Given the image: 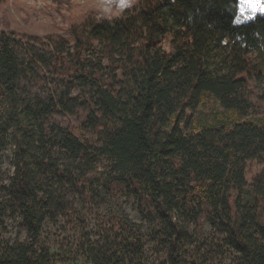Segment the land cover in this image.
Returning <instances> with one entry per match:
<instances>
[{
	"label": "trees",
	"instance_id": "1",
	"mask_svg": "<svg viewBox=\"0 0 264 264\" xmlns=\"http://www.w3.org/2000/svg\"><path fill=\"white\" fill-rule=\"evenodd\" d=\"M237 4L139 0L70 38L0 33V229L19 212L26 231L0 264H57L59 216L84 264H264V13L237 24ZM122 194L143 223L96 211Z\"/></svg>",
	"mask_w": 264,
	"mask_h": 264
},
{
	"label": "rangeland",
	"instance_id": "2",
	"mask_svg": "<svg viewBox=\"0 0 264 264\" xmlns=\"http://www.w3.org/2000/svg\"><path fill=\"white\" fill-rule=\"evenodd\" d=\"M139 0H0V33L30 34L44 38L48 34H58L70 38V27L88 18L114 20L126 8L132 7ZM257 12L255 14H259ZM252 15L253 16H255ZM243 20V18H241ZM249 20V19H248ZM246 21V20H244ZM164 46L169 49L168 40ZM12 147L0 151V181H6L13 172ZM80 208V205H77ZM96 211L105 212L108 208L122 209L132 220L141 222L136 202L133 197L122 194L119 198L109 196L96 204ZM76 216V215H75ZM22 217L9 214L5 217L6 228L0 229V239H23L26 231L20 227ZM99 225L95 212L90 214V231ZM145 226V224H143ZM193 225H191L192 227ZM203 230L211 233L207 222ZM212 235V234H209ZM43 237L51 250L58 253L57 264H84L78 256V234L72 228L67 217L59 216L55 221H46L43 226ZM146 253L149 263H156L161 258L153 252L150 241L146 242Z\"/></svg>",
	"mask_w": 264,
	"mask_h": 264
},
{
	"label": "snow or ice",
	"instance_id": "3",
	"mask_svg": "<svg viewBox=\"0 0 264 264\" xmlns=\"http://www.w3.org/2000/svg\"><path fill=\"white\" fill-rule=\"evenodd\" d=\"M237 8L235 23L241 24L244 20L251 19L257 12L264 13V0H238Z\"/></svg>",
	"mask_w": 264,
	"mask_h": 264
},
{
	"label": "crops",
	"instance_id": "4",
	"mask_svg": "<svg viewBox=\"0 0 264 264\" xmlns=\"http://www.w3.org/2000/svg\"><path fill=\"white\" fill-rule=\"evenodd\" d=\"M253 17H254V16H253ZM253 17H252V18H253Z\"/></svg>",
	"mask_w": 264,
	"mask_h": 264
}]
</instances>
